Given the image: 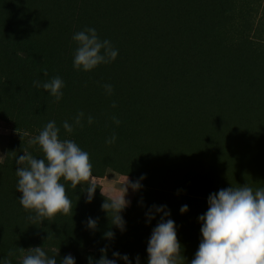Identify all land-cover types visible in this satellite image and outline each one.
I'll return each instance as SVG.
<instances>
[{
	"label": "rangeland",
	"instance_id": "rangeland-1",
	"mask_svg": "<svg viewBox=\"0 0 264 264\" xmlns=\"http://www.w3.org/2000/svg\"><path fill=\"white\" fill-rule=\"evenodd\" d=\"M80 6L58 1L40 9L35 0H0V259L7 257L18 264L21 247L27 251L41 246L49 255L59 251L58 264L68 254L76 258V264H89L88 258L98 260L103 255L100 249L107 246L109 259L114 258L113 251H118L132 258L139 255L141 264H147V242L160 214L148 224L144 212L154 204H166L177 225L184 264H190L201 239L198 217L208 209V196L225 187L212 186L191 175L186 162L167 142L163 126L168 113L155 112L130 96L133 93L127 91L109 63L89 72L74 69L77 45L72 36L87 28ZM225 12L226 22L218 29L224 42L245 48L254 59L264 62V0H232ZM24 50L42 52L61 73L65 87L59 102L49 94L31 101L26 94L17 93L21 86L27 88L34 82L17 79L14 59ZM105 84L112 85L111 95L106 93ZM81 111L85 114L83 127L66 133L63 122L73 123ZM89 115L94 118L90 125ZM114 118L120 121L118 125ZM51 120L60 128L61 139H72L89 153L93 176L105 193L120 195L127 177L134 181L141 174L147 175L142 181L144 187L137 192L129 189L126 196L131 204L123 213L125 232L111 225L107 213L101 210L104 197L99 187L94 200L86 203V193L81 191L84 185L72 189L70 182H66V194L72 203L69 215L57 214L37 224L28 219L29 213L19 202L22 194L16 190V159L25 150L42 157L29 141ZM27 123L35 127L34 134L22 129ZM113 135L115 142L107 143ZM185 204L189 211L181 214ZM88 217L99 218L95 231L85 227ZM109 230L115 233L114 239L103 237ZM9 252L15 254L8 257ZM118 264L125 262L120 260Z\"/></svg>",
	"mask_w": 264,
	"mask_h": 264
},
{
	"label": "trees",
	"instance_id": "trees-1",
	"mask_svg": "<svg viewBox=\"0 0 264 264\" xmlns=\"http://www.w3.org/2000/svg\"><path fill=\"white\" fill-rule=\"evenodd\" d=\"M58 1L81 3L84 24L119 50L109 65L130 96L155 112L168 113L163 126L167 142L192 176L218 187H264V62L245 48L226 44L219 34L232 0L35 4L47 9ZM21 53L14 59L17 79L62 78L42 52ZM17 93L31 101L49 94L34 82ZM22 129L35 133L29 123Z\"/></svg>",
	"mask_w": 264,
	"mask_h": 264
},
{
	"label": "clouds",
	"instance_id": "clouds-1",
	"mask_svg": "<svg viewBox=\"0 0 264 264\" xmlns=\"http://www.w3.org/2000/svg\"><path fill=\"white\" fill-rule=\"evenodd\" d=\"M72 40L77 47L73 54L74 69L84 72L92 71L101 64H108L116 60L119 50L110 40L101 39L94 27H87L73 34ZM45 75L47 73L45 72ZM34 86L43 88L59 102L63 96L65 82L60 76L41 82L34 81ZM104 89L108 95L112 94L111 84H105ZM115 107V104L113 105ZM84 112H79L69 123L63 122V129L71 134L74 128L83 127ZM94 118L89 115L87 123L90 125ZM114 122L118 125L119 120ZM60 128L56 121H49L44 128L32 138L29 143L39 145L42 157L37 158L27 150L16 159V176L18 177L16 190L22 195L19 202L32 224L51 220L57 214L69 215L72 203L66 194V182L76 189L84 185L81 191L86 193L85 202L91 203L99 187L104 201L101 210L107 213L111 225L122 233L127 230V221L123 213L130 206L131 201L126 196L131 189L140 191L144 185L146 174H141L136 180L127 177L122 184V193L114 195L105 193L93 176L90 155L72 139H61ZM113 135L106 142L114 143ZM178 190V194H179ZM208 209L198 217L201 223V239L190 264H264V187L256 188L244 184L222 188L211 193L207 198ZM189 211L187 204L180 208L181 214ZM160 218L147 242V264H184L182 245L177 238V225L171 219V210L165 205H152L145 212L146 223ZM99 218L88 217L84 222L87 229L95 231ZM103 237L114 239L115 233L111 230L105 232ZM107 246L101 248L103 255L94 260L89 257V264H118L123 260L125 264H141L137 255L132 258L127 253L113 251V259L107 255ZM9 252L8 257L14 255ZM59 251L53 255L41 246L30 247L25 251L20 249L18 264H58ZM0 264H12L7 257L0 259ZM59 264H76L72 254L64 256ZM189 264V262H188Z\"/></svg>",
	"mask_w": 264,
	"mask_h": 264
}]
</instances>
